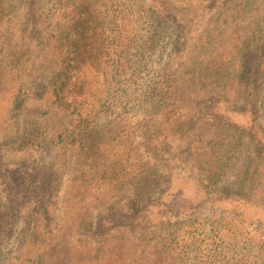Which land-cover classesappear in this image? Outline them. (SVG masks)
<instances>
[{"label":"rangeland","instance_id":"rangeland-1","mask_svg":"<svg viewBox=\"0 0 264 264\" xmlns=\"http://www.w3.org/2000/svg\"><path fill=\"white\" fill-rule=\"evenodd\" d=\"M86 1L0 0V217L10 218L0 264H19V235L31 237L35 223L61 264H219L216 254L225 264H264V194L249 201L221 193L264 186V166L254 163L239 183L209 168L210 151L232 146L214 148L213 131L224 123L264 131V0H234L244 10L231 23L229 0ZM247 36L256 47L248 56ZM55 46L65 56L49 54ZM72 52L81 62L63 75L56 61L67 64ZM245 59L250 76L239 82ZM213 62L225 67L203 69ZM202 75L221 84L198 82ZM175 84L191 96L187 111L146 105L150 93ZM187 112L189 123L176 124ZM53 133L51 142L37 138ZM143 216L165 246L134 251V234L107 233L109 220L149 244L137 226ZM167 221L178 223L172 231L195 230L198 241L176 249L175 232L166 240L157 225ZM60 238L68 239L62 248Z\"/></svg>","mask_w":264,"mask_h":264},{"label":"trees","instance_id":"trees-1","mask_svg":"<svg viewBox=\"0 0 264 264\" xmlns=\"http://www.w3.org/2000/svg\"><path fill=\"white\" fill-rule=\"evenodd\" d=\"M86 0H80L79 2V8H86ZM229 3L230 7H231V13L229 14L228 17H232V19L230 20L231 22H235L236 20L238 21L239 18L237 16V13H239L240 11L244 10L243 8H239L241 4H237L235 3L234 0H229L226 1L225 4ZM235 4V7L237 9V12H232L234 9L233 5ZM230 23L227 24V27H231V28H235V25H229ZM220 26L217 25L216 26V30H219ZM225 30V28H224ZM223 30V31H224ZM237 30V29H235ZM252 33V32H251ZM221 33L218 32V35L216 33V38L220 35ZM248 40L245 44V47L247 48L246 52H247V56L250 55V53H253L256 50V47H253V45L251 46V42L252 39H250L251 37L247 36ZM216 46L219 47V50H221L223 48V41L222 39L220 40L219 38L216 39ZM44 43H42L43 45ZM72 48H75L77 50H80L81 47L78 44L71 45ZM251 47V48H250ZM56 50H52L49 52V54H54V56L58 57V56H65V54L67 53V50L64 51L62 49V47H56ZM50 50L49 45L45 44L44 47V51H48ZM55 51V52H54ZM71 56L69 58V62L67 64H65V61H59L57 60L56 63L59 64V66L61 65H65L64 70L60 71L63 73V75L67 74L68 68L71 66L73 67V69H78V67H76V65L79 63L80 57H82V53H71ZM58 59V58H57ZM216 59V58H215ZM81 62V61H80ZM246 62H248V59L243 60L242 65L239 67L241 69V71L239 72V75H235L236 80L237 81H242L244 78H246V76L250 73L249 69L246 67ZM221 65V66H220ZM225 67V65L223 63H217L215 64V62H213L211 64V66H205L203 67V69H208L210 67H213L214 69H223V67ZM221 67V68H220ZM238 68V69H239ZM27 72H31V68H26ZM262 73H264V62H263V69H262ZM203 76V75H202ZM250 75H248L247 77H249ZM263 77L264 80V74L261 75ZM203 80H210L211 82L217 83V84H221L220 82V78L218 76H216L215 78L212 77H206L203 76L202 78H200L198 80V82H201ZM197 81V80H196ZM187 85H191V84H187ZM177 85L175 84L173 86V90H167L163 92V87L155 92L150 93L148 96V100L146 101V105H148L149 107H154L156 105H159V107H163V108H175L176 110H182L183 108H185L187 111L188 108H186L185 103L187 101L191 100V96L189 95V93L187 92V90L184 89V86H182L180 89H176ZM216 87L219 86H215V88L213 87L212 90H210L207 93H213V91H216ZM191 88H195L196 86L193 84L191 86ZM44 89V88H43ZM218 89V88H217ZM63 92V91H62ZM226 91L223 89L220 93L218 92L216 94V96H223V93H225ZM228 97V95L226 96ZM59 99L64 100V96L61 94H59ZM66 100V99H65ZM73 105H77V102L73 101L72 102ZM72 104H66L64 103V107H70ZM210 107H212L213 111V106L210 105ZM218 107V101L215 102V106L214 108ZM211 115V114H209ZM214 116V115H212ZM193 118V116L191 114H189L188 112L185 114L180 115V117H176L174 118V120L176 121V124H179L180 126H186L189 123V120ZM199 118H201L199 116ZM264 131H262L261 127H257V125L255 124V122H252V125H248V128L245 127H239V125L232 123L231 121H227L226 123H224V125L221 126V128H219L218 130L213 131V133L215 134V138L214 140H217L216 142L214 140L213 143H215L214 148L219 147V143L221 140H228V143H230L232 146L230 148H223V150L218 151L216 154L211 153L210 151V156H209V168L211 169L210 172L213 173L214 176L220 178L221 176H229L232 174V176L236 177V183L244 182L246 180H250L249 178V174L250 171H256V168H253V164L257 163V164H261L264 166V144L261 142V144H259L258 142L261 141L259 139V137L261 135H263ZM187 134V133H186ZM189 136L194 135L195 137H202L201 133H188ZM45 136L44 138H39V135L37 136L38 139L47 141V142H51L54 141L53 139L56 137L55 133H53L50 137ZM248 142L252 144V148H246L243 149L240 145L244 142ZM263 141V140H262ZM192 142V141H191ZM222 144V143H221ZM63 147V146H60ZM223 147V146H222ZM195 154H199V149L195 148ZM260 160V162H259ZM255 161V162H254ZM240 172V173H238ZM261 178H264V173L261 174ZM29 181V180H28ZM35 183H38L37 181H34ZM234 182V183H235ZM246 189V190H245ZM222 193V198L223 197H230L231 195H234V197L238 198V199H246V200H254L257 196L258 193H260V195L264 194V186L260 187V188H256L254 190L249 189L248 186L244 187V186H238L235 188H226L224 190L221 191ZM47 212H49V207L46 206ZM140 212V210L137 212V214ZM6 217H0V237L3 239L4 238V234L6 232L7 228V224H9L10 222V218L8 219L7 214H5ZM4 215V216H5ZM53 219V218H52ZM140 221L141 223L137 224V226L140 227H145L143 233L144 234H149L150 236L148 237L147 242L149 244H142L139 240V238L137 237L136 233H134L133 231H135L134 229H124L122 226V224H115L114 222H110L109 220L105 223V225L107 224L108 226V232L110 234V232L115 231L121 234H126V233H130V234H134L135 235V241L136 243L134 244H130L132 246V249L134 251H136L140 245H150V243L154 242L155 244L153 246H151L152 249H155L157 243L156 241L161 245V246H165L167 242L163 243L158 241L157 239L160 236H155L154 237V231H151L149 229L150 226L154 225L152 223H149L148 221H146V216L140 217ZM106 221V220H105ZM146 221V222H145ZM148 222V223H147ZM40 223V222H39ZM37 228L35 229L36 235L34 234L35 230L33 232H31V237L27 236L26 234H21V236L19 235V244L16 248V255L19 257V264H32V262H42L43 260H45L46 255L49 256V263L52 264H61L62 261L59 263V259H58V252L55 253H51V249L54 248H50L53 245V240L49 238V236L45 235L43 236V234H40L41 228L40 226L35 223L34 224ZM98 227L97 229L103 228L104 222L97 224ZM159 229H161L162 232L168 234L165 235V239L167 240L168 238H170L171 234H173L175 232V236H174V241L176 242L175 245L176 249H180L182 248V251H186L188 248H191L192 245H195V243L198 241V239L196 238V234L197 232L191 231L189 230H183L184 234H182L181 232H177L178 230L172 231L170 230V226H176L178 225V223L176 222H171V221H167V222H160L159 224H157ZM188 225V224H186ZM42 226V224H41ZM189 227H191L192 225H188ZM78 228H80V225H77ZM193 227V226H192ZM31 229V228H29ZM97 232V231H96ZM195 233V235H194ZM122 236V235H121ZM191 237V238H190ZM68 239L66 238H60L58 241H56V246L59 247H64L65 243ZM181 240V241H180ZM140 242V243H138ZM0 243H2V240H0ZM179 252V254H182L184 252ZM3 255V254H2ZM225 258H220L218 256V254L215 255L214 261L215 263H219V264H225L226 262L223 263Z\"/></svg>","mask_w":264,"mask_h":264}]
</instances>
